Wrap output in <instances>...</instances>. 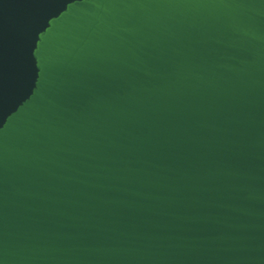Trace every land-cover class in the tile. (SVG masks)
I'll use <instances>...</instances> for the list:
<instances>
[{"label": "water", "instance_id": "obj_1", "mask_svg": "<svg viewBox=\"0 0 264 264\" xmlns=\"http://www.w3.org/2000/svg\"><path fill=\"white\" fill-rule=\"evenodd\" d=\"M0 264H264V0H0Z\"/></svg>", "mask_w": 264, "mask_h": 264}]
</instances>
